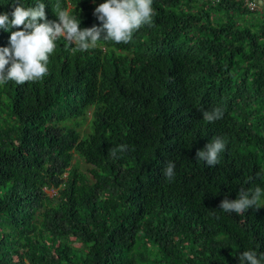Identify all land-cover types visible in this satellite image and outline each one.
Masks as SVG:
<instances>
[{
  "label": "trees",
  "instance_id": "16d2710c",
  "mask_svg": "<svg viewBox=\"0 0 264 264\" xmlns=\"http://www.w3.org/2000/svg\"><path fill=\"white\" fill-rule=\"evenodd\" d=\"M37 2L48 20L63 10L81 28L101 23L93 12L104 0H20ZM13 3L0 0V12ZM153 8L130 43L73 52L61 39L42 81L0 86V264H240L243 251L264 254V206L219 208L241 187L264 188V8ZM16 30L0 28V47ZM214 108L222 119L206 122L198 109ZM217 137L219 163L196 160ZM121 144L127 151L111 156Z\"/></svg>",
  "mask_w": 264,
  "mask_h": 264
},
{
  "label": "clouds",
  "instance_id": "9594fccd",
  "mask_svg": "<svg viewBox=\"0 0 264 264\" xmlns=\"http://www.w3.org/2000/svg\"><path fill=\"white\" fill-rule=\"evenodd\" d=\"M57 20H48L45 4L37 2L35 6L25 7L20 0H14L12 11L0 12V28L5 31L12 28L9 46L0 47V86L14 81L17 85L26 82L42 81L49 75L50 56L54 54L57 41L63 39L66 46H73L72 51H86L97 46L98 42L111 41L117 44L130 43L133 35L141 27L151 25L155 10L153 0H104L93 12L101 22L99 25L81 28L78 20L66 11L55 13ZM206 122H215L223 117L220 108L211 111L198 109ZM125 144L111 148L110 155L126 152ZM226 149V140L220 137L208 142L202 149H197L196 160L204 161L209 167H215L220 161V154ZM163 175L171 182L175 178V163L167 161ZM256 178L264 179L260 172ZM264 188L241 187L236 199L227 196L220 202L224 212L242 215L249 208L259 209ZM240 264H264V254L246 250L239 255Z\"/></svg>",
  "mask_w": 264,
  "mask_h": 264
},
{
  "label": "built area",
  "instance_id": "2783aa9c",
  "mask_svg": "<svg viewBox=\"0 0 264 264\" xmlns=\"http://www.w3.org/2000/svg\"><path fill=\"white\" fill-rule=\"evenodd\" d=\"M243 8L249 11H261L264 8V0H238Z\"/></svg>",
  "mask_w": 264,
  "mask_h": 264
},
{
  "label": "rangeland",
  "instance_id": "374dc122",
  "mask_svg": "<svg viewBox=\"0 0 264 264\" xmlns=\"http://www.w3.org/2000/svg\"><path fill=\"white\" fill-rule=\"evenodd\" d=\"M85 128L87 129V127H85ZM75 160H79L80 161V169L86 171L87 165L77 155H75L74 162H75ZM46 192L49 195H53L56 192V190L55 189H47Z\"/></svg>",
  "mask_w": 264,
  "mask_h": 264
}]
</instances>
